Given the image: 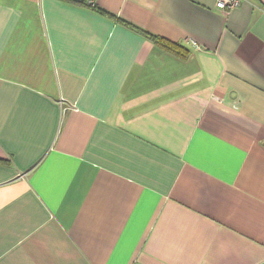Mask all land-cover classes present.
Instances as JSON below:
<instances>
[{
	"label": "crops",
	"instance_id": "obj_1",
	"mask_svg": "<svg viewBox=\"0 0 264 264\" xmlns=\"http://www.w3.org/2000/svg\"><path fill=\"white\" fill-rule=\"evenodd\" d=\"M217 1L0 0V264H264V0Z\"/></svg>",
	"mask_w": 264,
	"mask_h": 264
},
{
	"label": "trees",
	"instance_id": "obj_2",
	"mask_svg": "<svg viewBox=\"0 0 264 264\" xmlns=\"http://www.w3.org/2000/svg\"><path fill=\"white\" fill-rule=\"evenodd\" d=\"M99 13L102 14H107L105 11H102L100 9H97ZM121 24L125 25L126 27L134 30L135 32L139 33L140 35H142L144 38H146L147 40L151 41L152 43L156 44V45H160L163 46L164 48L171 50V51H176V49L178 50L180 48L179 45L177 44H173V43H169L168 41H165L164 39H161L159 36H156L142 28L136 27L135 25L122 20V19H118Z\"/></svg>",
	"mask_w": 264,
	"mask_h": 264
},
{
	"label": "built area",
	"instance_id": "obj_3",
	"mask_svg": "<svg viewBox=\"0 0 264 264\" xmlns=\"http://www.w3.org/2000/svg\"><path fill=\"white\" fill-rule=\"evenodd\" d=\"M241 0H218L216 7L223 10H230L240 4ZM89 6H93L92 1L88 2Z\"/></svg>",
	"mask_w": 264,
	"mask_h": 264
}]
</instances>
